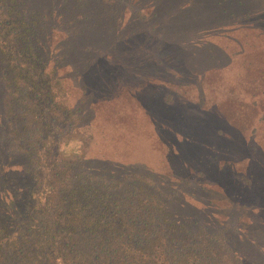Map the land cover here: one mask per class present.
I'll return each instance as SVG.
<instances>
[{"label":"trees","instance_id":"16d2710c","mask_svg":"<svg viewBox=\"0 0 264 264\" xmlns=\"http://www.w3.org/2000/svg\"><path fill=\"white\" fill-rule=\"evenodd\" d=\"M53 1L57 0H0V116L9 125L6 135L10 132L14 144L16 141L12 150L36 160L34 166L22 165L17 170L1 164L4 156L14 157L12 151L0 157V173L12 180L21 175L29 179L25 189L13 181L0 191V264H247L225 234L211 233L203 226L193 229L189 220L175 215L173 203L178 197L183 207L190 205L178 183L173 189H164L152 176L140 175L114 159L57 156L63 132H73L65 124L77 129V122L86 120L82 121V115L70 118L59 91L63 77L57 70L58 57L48 43L51 24L44 18L54 11ZM62 1L70 4L74 0ZM198 1L154 0L152 4V18L157 21L160 17L162 22L150 24L151 32L143 33L150 67L156 70L150 75L161 78L154 85L168 80L160 77L162 73L184 74L191 60L201 66L196 83L198 101L193 106L180 102V110L172 116L174 124L182 121L183 125L161 118L175 103L166 101L168 95L156 108L160 113H151V122L167 150L181 157L182 168L191 162L204 165L205 170L198 169L201 175L220 184L228 200L245 209L242 215H247L250 225L256 224L252 228L264 233V140L255 137L254 123L259 117L264 124V112L254 111L264 92V61L254 64L261 57L264 60V42L249 43L251 57L239 59V52L229 51V63L215 65L208 58L210 53H204L207 48L202 53L196 45L191 46L196 37L188 31L200 26L206 13ZM215 3L225 10L223 0ZM88 22L84 26L87 32L100 29L97 20ZM99 56L109 63L106 66L104 62L105 67L117 70L119 62L112 54ZM78 76L83 73L79 71ZM159 93H154V99ZM74 109L78 111L79 106ZM187 111L190 114L185 115ZM185 122L194 132L180 128ZM82 134L88 136L86 130ZM244 149H249V154L242 155ZM50 151H55V156L47 167L38 159L42 152ZM186 153L191 161L186 160ZM240 158L248 161L244 177L235 176L238 172L231 165ZM45 168L49 169L46 173ZM190 168L186 169L188 177ZM215 172L225 174L228 183L217 180ZM239 177L246 181L243 190L236 189ZM255 182L260 189L253 188ZM168 185L173 183L169 180ZM240 216L235 215L237 219ZM250 232L245 228L244 236L248 238Z\"/></svg>","mask_w":264,"mask_h":264},{"label":"rangeland","instance_id":"374dc122","mask_svg":"<svg viewBox=\"0 0 264 264\" xmlns=\"http://www.w3.org/2000/svg\"><path fill=\"white\" fill-rule=\"evenodd\" d=\"M215 1L197 2L205 8L206 13L203 14L205 18L199 22L200 26H192L188 31L189 35L196 37L191 46L196 45L202 53L207 48L204 53H210L208 58L212 59L215 65L228 64L229 51L232 54L239 52V59L244 56L251 57L252 53L248 50L249 43L255 40L264 42V0H243V4H237V0H223L221 6L225 7L224 11L219 9ZM52 3L51 10L54 11L44 18L45 22L51 24L48 43L51 51L58 57L57 70L63 77L59 91L63 93L62 98L67 104L68 112L71 113L70 118H80L82 115V121L88 120L78 121L77 129H74L72 124H65L66 127L72 128L73 132L71 135H65L63 132L64 137L59 142L57 156L60 154L70 157L74 154L76 158L87 156L103 160L114 159L129 165V170L136 171L140 175L152 176L164 189H173L175 183H178V189L183 191L181 195L190 205L188 204L189 208L183 207L184 204H180L181 197H178L175 203L171 202L176 209L174 210L176 216L189 220L193 229L203 226L214 234L222 232L226 235L229 244L246 257L247 264H263L264 233L252 228L256 224L250 225L247 215H242L245 209L230 202L220 184L207 180L204 174L201 175L198 169L205 170L204 165L191 162L192 165L182 168L181 157L167 150L166 144L159 139L151 122V113L156 115H158L156 112L160 113L156 108L163 102V96L168 95L170 98H166V101L175 102L169 113L163 111L161 117L173 124L176 123V119L172 116L174 112L180 110V102L183 105H192L198 101L200 93L198 94L196 83L201 66V62L191 60L188 64L190 68L185 70L184 74L171 73L168 76L162 73L160 77L163 76L168 80L160 81L163 84L154 85L157 83L155 81L161 78L150 75L156 70L150 67V57H147L150 54L144 49L147 43L143 33L151 32L150 24L162 22L160 17L156 21L150 14L154 0H74V4H65L66 2L57 0ZM90 18L99 22L100 29L87 32L84 26L89 23ZM65 34L68 36L64 37ZM70 35H73V38L69 37ZM86 45L90 48H86ZM76 52L78 53L74 57L67 55ZM99 53L112 54L119 62L117 70L112 71L105 67V59H102ZM263 61L261 57L254 64L259 66ZM105 64L108 66L109 63L105 62ZM176 66L182 67V64L176 63ZM79 71L83 73L81 78L78 76ZM2 87L0 80V115ZM84 87L85 91H83ZM158 90H160L159 98L154 99V93ZM263 93L262 91L259 95L257 109L254 110L259 114L264 112ZM75 106H79L78 111L74 109ZM251 113H253L252 109ZM188 114L189 111L185 112V115ZM1 116L0 157L6 151H12L14 154L13 158L4 156L1 164L5 163L4 167H13L17 170H21L22 165L34 166L36 160L33 157L12 150L16 141L14 144L10 132L6 135L9 125H5V120L1 119ZM262 122L259 117L254 122L257 125L255 137L258 141L264 140ZM185 124L186 126L180 128L194 132V128L189 123L185 122ZM174 125H183V123L181 121ZM85 130L87 137L82 134ZM168 136L167 134L163 138ZM251 142L255 143L256 139ZM244 154H249V149H244L242 155ZM53 156L55 151H50L46 155L42 152L37 159L38 161L41 159L49 167ZM185 156L186 160H190L187 153ZM247 162L245 158L231 162L238 172L234 173L235 176L238 174L245 176ZM192 166L193 168H190ZM188 167L191 171L190 177L187 176ZM48 170L45 168L43 172L46 173ZM215 176L217 180L228 183L225 174L215 172ZM242 177L235 180L238 182L236 189H245L242 184L245 185L246 181ZM169 180L173 185H168ZM13 181L24 189L29 184L26 175L12 180L9 175L0 173V191H5V187L9 188ZM255 183L257 184H253V188L260 189V184ZM172 199L174 200V197ZM0 205L2 206L1 202ZM236 214H241L239 219L235 217ZM245 228L251 231L248 238L244 236ZM30 255L31 252L26 253V257Z\"/></svg>","mask_w":264,"mask_h":264}]
</instances>
